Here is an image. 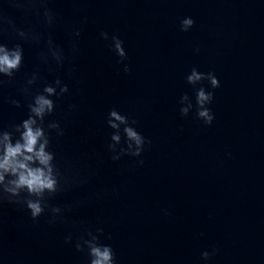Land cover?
Returning <instances> with one entry per match:
<instances>
[{
    "label": "water",
    "instance_id": "obj_1",
    "mask_svg": "<svg viewBox=\"0 0 264 264\" xmlns=\"http://www.w3.org/2000/svg\"><path fill=\"white\" fill-rule=\"evenodd\" d=\"M21 2L17 8L0 0V7L42 41L3 36L9 47L23 45L24 63L0 87V127L27 118L31 97L22 89L34 71L40 88L59 77L70 92L53 97L56 111L46 119L65 129L53 135L51 148L68 183L50 201L65 208L55 224L48 212L34 222L26 208L0 204V264H87V254L65 237L75 241L97 227L111 234L101 239L112 245L117 264H204L201 252L213 248L208 264H264V0H50L51 26L37 17L40 5ZM186 16L195 25L183 32ZM85 17L72 57L70 29ZM101 31L123 40L131 73L122 71ZM49 36L72 57L63 68L39 58ZM193 67L220 80L211 126L195 108L180 115L184 93L195 104L186 81ZM112 108L136 118L151 141L143 166H133L139 158L111 159Z\"/></svg>",
    "mask_w": 264,
    "mask_h": 264
},
{
    "label": "clouds",
    "instance_id": "obj_2",
    "mask_svg": "<svg viewBox=\"0 0 264 264\" xmlns=\"http://www.w3.org/2000/svg\"><path fill=\"white\" fill-rule=\"evenodd\" d=\"M14 7H21V0H7ZM40 7L35 8L37 17H43L44 22L51 26L56 23V13L48 7L50 0H28ZM87 22L85 17L81 25H73L70 29L73 37L71 46L72 57L78 52L76 40L81 36L83 23ZM195 25L192 16H186L180 20V30L188 32ZM12 32L22 41L39 44L42 41V34L34 28L19 27L15 21L0 7V87L10 83L24 63V48L21 43H15L9 47L4 42L3 36ZM100 38L110 40V47L119 57V63L123 65L122 71L125 74L131 73L132 68L125 61L128 60V53L124 47L123 40L116 34L111 36L107 31L100 32ZM199 51V48L196 49ZM72 57L66 56L62 46L56 44L51 36L46 42V51L40 53V60L44 64L54 61L59 68L64 67L66 60ZM70 71H75L74 67ZM3 77H7L5 81ZM40 75L33 72L27 79L22 92L30 96L31 100L27 105L28 116L20 123L14 124L10 129L0 127V204L7 202L26 208L34 222L46 212L50 213L48 222L55 224L64 219L65 208L54 205L50 201L60 192L66 190L67 180L56 163V153L52 150L53 135L61 137L65 135V129L59 120H47L56 111V99L69 93V86L57 77L54 81L43 83L39 87ZM188 84L195 90V104L188 93H184L179 100L181 105L180 115L187 117L195 108L196 117L205 125L211 126L215 120V114L210 105L215 99L214 89L220 87V80L214 71L202 72L193 67L186 76ZM207 81L208 87L202 86ZM37 86L33 93V87ZM212 89V90H209ZM10 104L17 108L22 107L21 101L9 98ZM75 105H69L74 109ZM138 120L112 108L107 117V125L113 129L107 149L113 161H119L124 156L139 158L133 160V166H143L142 159L146 145L151 141L137 130ZM230 156L231 153L229 152ZM83 182H87L86 180ZM114 193L117 189L112 190ZM96 193V198L107 195ZM165 214H170L164 210ZM110 240L111 234H105L103 227H97L94 231L88 230L86 235H81L73 241L71 234L65 237V243L73 245L78 252L87 254V264H117L116 253L111 244L102 242ZM218 249L201 252V259L204 264L212 259Z\"/></svg>",
    "mask_w": 264,
    "mask_h": 264
}]
</instances>
